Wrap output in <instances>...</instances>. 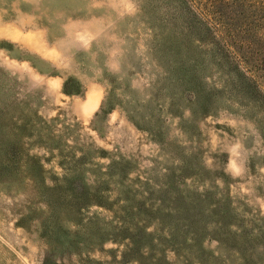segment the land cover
<instances>
[{
    "label": "rangeland",
    "instance_id": "obj_1",
    "mask_svg": "<svg viewBox=\"0 0 264 264\" xmlns=\"http://www.w3.org/2000/svg\"><path fill=\"white\" fill-rule=\"evenodd\" d=\"M199 37L182 0H0V264H264V100Z\"/></svg>",
    "mask_w": 264,
    "mask_h": 264
},
{
    "label": "trees",
    "instance_id": "obj_2",
    "mask_svg": "<svg viewBox=\"0 0 264 264\" xmlns=\"http://www.w3.org/2000/svg\"><path fill=\"white\" fill-rule=\"evenodd\" d=\"M182 1L216 53L235 71L243 100L249 104L255 103L256 97L264 100V0H204L208 6L205 18H199L189 6L194 0ZM206 37L198 41H207ZM63 92L79 94L66 89Z\"/></svg>",
    "mask_w": 264,
    "mask_h": 264
}]
</instances>
